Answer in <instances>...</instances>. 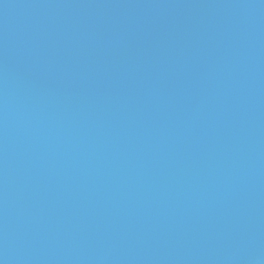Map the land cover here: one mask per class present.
Listing matches in <instances>:
<instances>
[{
	"label": "water",
	"instance_id": "95a60500",
	"mask_svg": "<svg viewBox=\"0 0 264 264\" xmlns=\"http://www.w3.org/2000/svg\"><path fill=\"white\" fill-rule=\"evenodd\" d=\"M0 264H264V0H0Z\"/></svg>",
	"mask_w": 264,
	"mask_h": 264
}]
</instances>
